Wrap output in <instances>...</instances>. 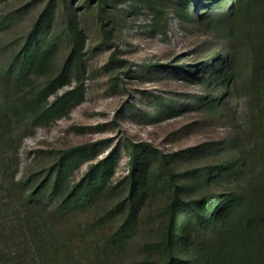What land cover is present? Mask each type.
I'll list each match as a JSON object with an SVG mask.
<instances>
[{"label": "rangeland", "instance_id": "374dc122", "mask_svg": "<svg viewBox=\"0 0 264 264\" xmlns=\"http://www.w3.org/2000/svg\"><path fill=\"white\" fill-rule=\"evenodd\" d=\"M146 1L110 0L106 6H99V0H0V226L5 230L24 223L25 213L37 215L35 205H27L22 191L30 193L59 157L85 150L72 155L68 163L66 175L70 180L61 183L58 193L66 196L71 191V197L64 208L55 209V229L81 256L96 245L108 243L105 250H99L102 263L140 264L142 247L156 241L163 229L165 199L161 193L150 195L137 206L132 222L124 226L127 205H122L123 180L129 171L126 148L147 143L164 154H172L246 132L247 103L239 91L227 101L224 115L189 111L176 118L154 120L152 115L150 122L141 117L145 109L141 102L147 100L148 94L164 99L197 94L198 88L191 82L177 81L162 69L198 64L207 56L209 46L221 39L217 33L206 35L200 24L188 33H179L170 14L161 21L168 30L161 27L160 31L154 27L157 18ZM102 9L103 18L99 15ZM74 20L81 30L84 72L79 82L73 77L48 95L46 103L52 105L57 96L77 85L81 87L82 100L77 104L74 99L65 100L49 118L42 122L29 119L14 135L15 125L8 123L7 114L26 98L35 97L37 103L36 87L32 86H37L38 76L61 70L70 48L66 30ZM43 22L51 31L46 40L50 50L44 68L10 70L27 38ZM113 54L115 64L111 63ZM128 68L136 69L132 77L125 73ZM131 104L139 112L130 108ZM112 152L114 159L107 163L111 164L109 173L94 183L99 175L91 166ZM81 182L83 185L74 188ZM83 195H87V204L76 203Z\"/></svg>", "mask_w": 264, "mask_h": 264}, {"label": "trees", "instance_id": "16d2710c", "mask_svg": "<svg viewBox=\"0 0 264 264\" xmlns=\"http://www.w3.org/2000/svg\"><path fill=\"white\" fill-rule=\"evenodd\" d=\"M109 1L99 0L98 5L106 6ZM146 5L157 18L154 27L160 31L168 30L161 21L170 14L179 33H188L200 24L206 35L217 33L221 39L209 46L207 56L198 64L161 68L177 81L191 82L198 88L197 94L181 99L148 94L141 102L145 108L141 117L150 122L152 115L154 120L176 118L189 111L224 115L229 98L241 92L248 119L243 134L172 154L147 143L126 148L129 171L123 180L122 205H127L124 226L136 217L137 206L150 195L161 193L165 199L163 229L156 241L142 247L140 264H264V0H148ZM104 13L102 9L100 17ZM45 24H37L10 70L44 68L50 50L46 40L51 37L50 26ZM66 36L70 48L61 70L50 76L39 75L37 86H32L36 87L37 103L35 97L26 98L7 114L8 123L15 125L14 135L29 119L42 122L49 118L65 100L74 99V104L82 100L77 85L57 96L52 105L46 103L48 95L73 77L79 82L84 72L81 30L75 20ZM115 62L113 54L111 63ZM135 70L128 68L125 73L132 77ZM84 152L74 150L59 157L30 193L22 191L27 205H35L37 215L25 213V222L8 231L0 226V264H104L99 250L110 244L96 245L90 254L81 256L71 250L69 241L53 224L55 209L64 208L71 197V191L66 196L58 193L61 183L69 179L68 163L72 155ZM113 159L114 152L91 166L99 175L94 183L109 173L111 164L107 163ZM86 196L76 203L87 204Z\"/></svg>", "mask_w": 264, "mask_h": 264}]
</instances>
